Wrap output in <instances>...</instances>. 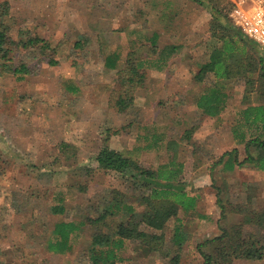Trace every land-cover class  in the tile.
I'll list each match as a JSON object with an SVG mask.
<instances>
[{"label":"rangeland","instance_id":"374dc122","mask_svg":"<svg viewBox=\"0 0 264 264\" xmlns=\"http://www.w3.org/2000/svg\"><path fill=\"white\" fill-rule=\"evenodd\" d=\"M8 1L4 19L12 38L37 36L56 51L15 50L11 62L27 63L36 73L0 75V264H93L95 226L86 217L121 192L138 214L145 211L140 184L98 166L95 158L105 145L153 169L182 165L179 180L196 197L193 208L179 207L162 229L138 216L139 230L161 237L158 248L127 239L117 264H171L175 256L178 264H205L202 252L213 257L212 264H264V170L226 165L234 162L230 155L219 161L235 149L243 161L245 142L257 132L243 123L241 110L263 102L258 86L264 49L248 41L243 54L255 63L252 90L241 75L221 79L227 98L210 116L197 103L217 78L210 73L200 82L196 74L222 46L219 32L227 28L219 21V28H211L209 1ZM214 2L223 13L231 9L229 0ZM165 3L179 13L167 27L178 24L180 36L169 39L181 49L162 63L149 37L164 28L159 14ZM114 52L120 66L131 53L135 61L148 56L144 84L124 111L115 100L127 90L105 63ZM52 54L56 65L49 64ZM54 206L66 210L55 213ZM126 218L109 217L100 229L112 233ZM61 221L85 225L69 250L54 252L48 243ZM251 249L260 256H249Z\"/></svg>","mask_w":264,"mask_h":264},{"label":"trees","instance_id":"16d2710c","mask_svg":"<svg viewBox=\"0 0 264 264\" xmlns=\"http://www.w3.org/2000/svg\"><path fill=\"white\" fill-rule=\"evenodd\" d=\"M211 3L214 11L213 20L210 23L212 29L219 28V21L223 23L227 30L219 32V38L222 40V46L215 48L207 62L201 65L200 70L196 74V79L203 82L206 76L213 73L217 78V82L210 86L209 91L200 95L198 107L203 109L210 116H217L221 107L226 101L227 95L223 92L224 84L221 79H228L233 76L245 78L247 90L251 91L255 83L251 74L256 70L255 63L252 57L245 53V47L248 41L258 45L256 42L242 35L240 30L233 26L229 20L228 13H223V10L216 6L214 0H207ZM10 13V3L5 0L0 3V75L3 72H11L13 74L36 73L35 68H31L27 63L20 62L18 65L11 62L13 53L20 48H38L42 52L50 50L55 53L56 48L40 37H30L21 40H14L10 34L11 26L5 21V17ZM216 35V34H215ZM159 34L154 32L149 37L151 40L150 47L155 51L158 47L157 39ZM240 39V40H238ZM259 46V45H258ZM159 51V50H158ZM156 52V51H155ZM164 52H161V54ZM150 54V53H149ZM243 54V55H242ZM148 57V56H147ZM147 57L139 58L138 61L133 58L132 53L127 57L125 64L120 66V54L107 56L105 63L109 69L117 70L116 83L127 90L120 93L115 100V106L118 110L124 111L130 107L135 99L134 91L139 86H142L145 81V73L143 67L146 65ZM49 64L56 65L58 60L51 55ZM260 82L258 90L261 94L263 102L257 105H249L241 110V116L245 125H255L256 134L250 137L245 142L246 158L240 161L237 156V150L226 152L222 155L219 161L230 155L234 157V162H226L229 165H242L250 163L264 170V59H259ZM95 161L101 169L115 171L121 175L127 176L128 180L140 184V201L145 205V211L141 214L136 212L135 208L128 205V202L123 199L124 194L118 193L112 200L105 204L102 208L96 210L95 214H89L86 220L95 226V231L92 235L90 247V260L93 264H117L119 252L124 247L125 240H136L141 244L150 245L157 249V243L161 241V237L157 234L148 233L139 230L136 218L139 216L140 221L147 225L162 229L166 223L177 215L179 207L186 210L191 209L196 204V197L190 195L186 189V185L179 180L182 165L177 166L172 163L170 166H161L158 169H153L144 166L136 159L125 155L123 152L110 148L105 145L97 154ZM52 210L55 213L65 212L63 206H54ZM126 214L128 218L119 220L114 231L105 233L100 229L102 224H105L109 217ZM85 222L61 221L56 223L53 230L54 240H50L48 247L54 252H66L71 247V240L82 227ZM224 235H227L226 232ZM201 247V245H199ZM247 254L252 257H259L260 253L256 250H247ZM205 264H212L213 257L208 253L202 252ZM179 258L175 256L171 264H178Z\"/></svg>","mask_w":264,"mask_h":264},{"label":"built area","instance_id":"2783aa9c","mask_svg":"<svg viewBox=\"0 0 264 264\" xmlns=\"http://www.w3.org/2000/svg\"><path fill=\"white\" fill-rule=\"evenodd\" d=\"M229 20L243 36L264 49V0H229Z\"/></svg>","mask_w":264,"mask_h":264},{"label":"crops","instance_id":"0c3cea01","mask_svg":"<svg viewBox=\"0 0 264 264\" xmlns=\"http://www.w3.org/2000/svg\"><path fill=\"white\" fill-rule=\"evenodd\" d=\"M170 3V2H169ZM167 4L165 3L162 12L159 14L160 16V22L162 24V26H164L162 32L158 31V43H159V53L161 54V52H165L164 54L162 53V63H164L166 61L165 58H170L173 59V57H175V55H177L178 51L181 49V44H179V41L176 42L174 40H170L169 37L171 35H173V37H178L180 36L179 33V28H178V24L175 26H168L167 22H170L171 20H178L179 17V13L178 12H171V4ZM190 15V14H189ZM172 22L173 24L175 23ZM174 27L176 29H174ZM169 31V33H168ZM183 49V48H182ZM164 60V61H163ZM169 60V59H168Z\"/></svg>","mask_w":264,"mask_h":264}]
</instances>
